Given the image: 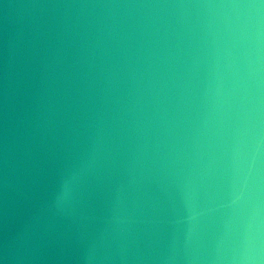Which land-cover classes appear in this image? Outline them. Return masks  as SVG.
<instances>
[{"label":"water","instance_id":"obj_1","mask_svg":"<svg viewBox=\"0 0 264 264\" xmlns=\"http://www.w3.org/2000/svg\"><path fill=\"white\" fill-rule=\"evenodd\" d=\"M0 264H264V0H0Z\"/></svg>","mask_w":264,"mask_h":264}]
</instances>
